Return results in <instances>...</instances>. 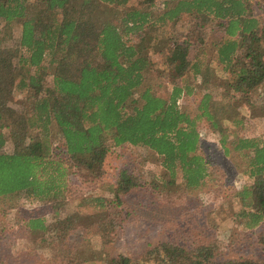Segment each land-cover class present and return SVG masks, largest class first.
<instances>
[{
  "label": "trees",
  "instance_id": "trees-1",
  "mask_svg": "<svg viewBox=\"0 0 264 264\" xmlns=\"http://www.w3.org/2000/svg\"><path fill=\"white\" fill-rule=\"evenodd\" d=\"M253 1L260 2L0 0V34L19 27L15 49L0 45V198L9 206L19 197L48 202L53 217L27 218L28 233L49 244L81 230L66 264H262L225 259L215 239L188 246L161 240L138 259L111 255L118 225L113 204L138 184L125 169L109 185L111 197L88 194L74 210L58 214L68 174L77 169L99 176L110 148L123 143L159 157L163 186L190 191L204 185L211 174V161L199 152L204 121L223 156L250 179L233 188L230 205L238 208L230 206L231 218L246 230L264 222V131L239 132L253 117L264 119V98L259 105L252 99L264 86V19L253 13ZM182 19L185 40L167 37L166 27ZM207 26L214 39H206ZM170 42L166 70L160 69L150 53ZM16 92L23 96L15 101ZM189 96L199 98L195 115L178 103ZM88 235L99 236L100 248ZM256 244L264 247V229Z\"/></svg>",
  "mask_w": 264,
  "mask_h": 264
},
{
  "label": "rangeland",
  "instance_id": "rangeland-1",
  "mask_svg": "<svg viewBox=\"0 0 264 264\" xmlns=\"http://www.w3.org/2000/svg\"><path fill=\"white\" fill-rule=\"evenodd\" d=\"M259 1H253L251 8L254 14L264 19V0ZM187 28L185 19L178 20L166 27L165 35L182 41L185 40ZM205 31L207 40L215 38L216 34L209 30V26ZM18 40L17 25L12 26L10 36H6L5 32L0 34L2 47L15 49ZM171 45L172 42L167 43L156 50L158 52L150 53L155 66L166 70L164 57ZM14 64L17 65L15 60ZM167 79L171 78L167 77L165 80ZM22 96L23 93L16 92L15 101ZM263 98L264 86L252 94L253 102L257 105L263 102ZM198 100V97L189 96L188 99L179 98L178 103L182 109L187 108V111L195 115L198 112ZM208 126L204 121L199 123V131L203 133L199 152L211 161V174L204 185L190 191L163 186L167 176L159 157L145 147L123 143L110 148L99 176L84 170L71 169L67 176L66 204L59 208V216H65L67 208L74 210L85 195L111 197L113 193L109 192V185L112 187L120 171L125 169L137 178L138 184L120 196L121 203L113 204L118 225L112 234V242L108 244L111 255L120 254L138 259L150 245L161 240L188 246L215 239L220 255L225 259L248 257L264 264V247L256 244L257 235L264 229V222L254 229L246 230L238 227L230 216V206L234 210L238 208L235 201L230 205V200L234 198L233 188L248 184L250 179L239 173L233 167V162L223 156L216 134H206ZM263 131L264 119L256 116L239 132L243 136H257ZM57 143L53 144L55 152L60 150ZM9 148L8 144L5 150ZM152 181L157 186L154 187ZM18 199V203L9 206L8 200L3 201L0 198V264H66L68 259L65 255L75 254L79 247L83 236L81 230L75 228L70 231L63 241L55 238L49 244H40L38 235L27 232L25 221L35 216H44L47 222L51 221L53 217H50V205L43 201L30 202L22 197ZM214 208L218 210H213ZM87 238H91L94 247L100 248L99 236L88 235ZM66 249H71V252L66 253Z\"/></svg>",
  "mask_w": 264,
  "mask_h": 264
}]
</instances>
